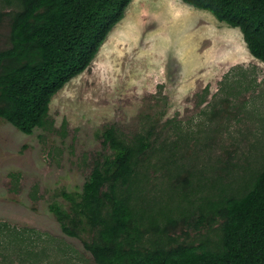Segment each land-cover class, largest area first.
<instances>
[{
  "label": "rangeland",
  "instance_id": "rangeland-1",
  "mask_svg": "<svg viewBox=\"0 0 264 264\" xmlns=\"http://www.w3.org/2000/svg\"><path fill=\"white\" fill-rule=\"evenodd\" d=\"M9 32L4 21L0 48ZM48 119L27 134L0 118V221L25 230L21 241L0 243V264H98L49 206H66L63 190H82L106 150L101 130L153 128L156 149L142 169L148 204L187 206L167 199L197 183L235 187L264 163V62L209 10L132 0L90 66L53 96ZM205 234L180 220L173 236Z\"/></svg>",
  "mask_w": 264,
  "mask_h": 264
},
{
  "label": "trees",
  "instance_id": "trees-1",
  "mask_svg": "<svg viewBox=\"0 0 264 264\" xmlns=\"http://www.w3.org/2000/svg\"><path fill=\"white\" fill-rule=\"evenodd\" d=\"M131 1L0 0V27L4 21L10 27L0 48V118L27 134L46 127L53 96L90 66ZM183 1L239 28L264 62V0ZM100 136L106 150L82 190H63L66 206H49L96 263L264 264V163L242 184L197 183L167 199L187 206L159 208V200L146 201L142 171L156 149L153 128L128 136L110 125ZM207 190L217 192L199 196ZM180 220L206 230L204 238L179 241L173 235ZM24 231L0 221V243L21 241Z\"/></svg>",
  "mask_w": 264,
  "mask_h": 264
}]
</instances>
